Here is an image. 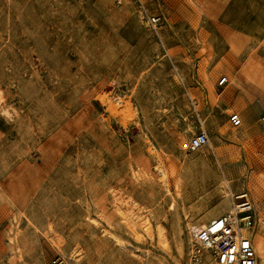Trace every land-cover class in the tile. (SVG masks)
Returning <instances> with one entry per match:
<instances>
[{"label":"rangeland","instance_id":"rangeland-1","mask_svg":"<svg viewBox=\"0 0 264 264\" xmlns=\"http://www.w3.org/2000/svg\"><path fill=\"white\" fill-rule=\"evenodd\" d=\"M145 1L156 29L132 0H0V264H185L188 222L227 212L224 191L247 192L264 240V0Z\"/></svg>","mask_w":264,"mask_h":264},{"label":"built area","instance_id":"built-area-1","mask_svg":"<svg viewBox=\"0 0 264 264\" xmlns=\"http://www.w3.org/2000/svg\"><path fill=\"white\" fill-rule=\"evenodd\" d=\"M118 4L122 0H116ZM136 12L150 28L156 29L162 23L161 15L150 13L145 0H132ZM227 78L222 76L218 86H226ZM264 122V115L261 117ZM228 121L233 127L242 124L236 112L228 114ZM209 138L204 130L193 134L188 141L190 150H197L208 144ZM231 210L211 219L204 225L186 226L190 239L187 242L185 264H264V253L255 248L252 232L256 225L255 208L247 192L231 195Z\"/></svg>","mask_w":264,"mask_h":264},{"label":"bare ground","instance_id":"bare-ground-1","mask_svg":"<svg viewBox=\"0 0 264 264\" xmlns=\"http://www.w3.org/2000/svg\"><path fill=\"white\" fill-rule=\"evenodd\" d=\"M110 105H112L114 107L116 115L119 116L120 118H125L127 116L126 99L124 96L116 95L113 98ZM233 138H237V135L235 134V136H233ZM219 164H217L218 169L220 168ZM157 168H158V171L160 173V178L162 180V183L164 184L163 187H164L165 191L171 194L170 189L168 188V185L166 182V177H167L166 172L160 166H158ZM219 171H220V169H219ZM179 186H180V184H179V180L177 178V180L175 181V190L177 192L180 191ZM222 193H223L222 198L224 199V200L223 199L222 200L228 201V204H229L228 210H231V207H232L231 202L229 201V199H227L229 193L227 191H224ZM114 204H115L117 214L122 219L126 228L129 230V232L134 236V238L137 241H141L142 238L146 237V236L152 237V235H153L152 230H154V228L152 227V224H151V222L147 216H145V215L140 216V214H138L137 212L134 211L133 206L127 200L121 199L120 197H114ZM169 210H175V199H172V203L169 206ZM205 222H206V220H202V221H199V223H202V224H196V225L202 226L205 224ZM94 223H95V221H94ZM190 225L191 224H189V222H188V226H190ZM155 232H156V235L158 238V242L161 244V246L163 248H166L167 247V240L164 236V229L161 226H157L155 229ZM109 235L112 236L111 234H109ZM114 240H116L117 243L121 244V241L119 239H117L116 237H114ZM255 248L259 254L264 253V240H258L256 245H255Z\"/></svg>","mask_w":264,"mask_h":264},{"label":"crops","instance_id":"crops-1","mask_svg":"<svg viewBox=\"0 0 264 264\" xmlns=\"http://www.w3.org/2000/svg\"><path fill=\"white\" fill-rule=\"evenodd\" d=\"M219 80V79H218ZM217 80V81H218ZM218 85H217V83H216V87H217ZM218 88H222V90L224 91V89H225V86L223 87V86H219ZM220 91V93L219 94H221L223 91ZM219 97V96H218ZM253 113V115L251 116L250 115V113ZM256 112H255V108L254 107H252L250 110H248V111H246V114H245V116L246 117H248L249 119H251V120H253L254 119V117H255V115H257V114H255ZM206 223V222H205ZM197 224H202V223H199V222H197Z\"/></svg>","mask_w":264,"mask_h":264}]
</instances>
